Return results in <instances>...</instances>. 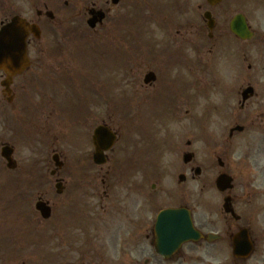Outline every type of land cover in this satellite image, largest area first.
<instances>
[{"label": "flooded vegetation", "instance_id": "1", "mask_svg": "<svg viewBox=\"0 0 264 264\" xmlns=\"http://www.w3.org/2000/svg\"><path fill=\"white\" fill-rule=\"evenodd\" d=\"M149 1L151 4L148 3ZM139 4L140 9L146 14V19L140 22L145 49L137 60L130 56L126 67H123V73L126 76L134 75L135 81L131 85L145 89L139 93L133 88L130 93L131 100H134L132 119H137L139 122L145 118L144 104L148 106L149 118L153 113V118H163V120L168 118L176 121L182 118L179 114L181 100H186L187 95H195L200 70H208V64L199 61L202 53L200 48L208 53H212L215 47L225 50L224 57L230 69V82L226 83L225 87L233 103L230 112L233 131L230 134L229 143L232 146V178L236 192L232 195V190L225 191L222 195L230 194L233 205L236 201L239 211V218L236 221L240 228H246L248 231L253 252L256 254L260 250L257 248L259 243H264V84L261 85L257 81L258 77L264 76V0H221L213 4L208 0H160V5L157 7L155 1L139 0ZM42 5L44 10L54 6L52 0L43 1ZM92 6L96 4L92 3ZM161 8L166 10L163 14H158L160 10L157 11V9ZM147 9L154 17L147 16ZM110 10L111 7L107 6L105 19ZM178 12L183 13L185 18L179 19ZM205 13L209 15V18L204 16ZM36 14L37 25L41 32L40 26L44 21L41 10H37ZM157 14L158 18L155 17ZM236 15L244 19L246 27L252 33L247 40L235 36L229 29L230 21ZM7 20L8 18H2L0 26ZM106 24L107 22L103 21L100 24L101 28ZM150 24L153 25L151 29H149ZM27 38L29 50L34 37L29 35ZM248 44L259 47L257 58L251 57L252 51L247 48ZM233 45L240 50L237 59H233L231 54L230 49ZM32 62L34 61L30 60V65L24 72L10 79L6 71L0 70V100L13 101L17 98L21 86L16 80L18 77L28 72H31L30 80L37 77V70L32 69L35 62ZM233 65L236 68L232 70ZM52 69L54 77L57 78L62 69L59 64ZM65 69L67 68L64 67ZM136 70H142L143 77L149 75L147 83H143L142 80V83L138 81L136 84ZM249 86L253 87V93L242 100V91ZM82 92L76 95V102H72L70 109L78 110L85 106L83 104L85 101H89V89L82 88ZM137 93L141 96L140 100L136 96ZM97 105L93 106L96 107V112L92 107L85 109L87 111L84 110L85 119L78 123L75 136L86 144H84L85 154L78 161H84L88 165L85 176H89L93 184L70 186L65 176L60 175V171H55L53 176L62 186V193L56 195L57 197H51L46 191L37 196L38 200H44L46 203L49 210L48 218L39 221L37 219L40 218L39 213L32 211L34 222L31 221L30 226L33 227L34 232L31 241L38 244L37 249L40 244H49L50 252L42 253L39 248L38 254L48 255L57 264H89L90 250L87 242L90 239L102 238L104 233L106 236L126 235L128 239L125 245L136 252V236H143L148 245L151 244L150 233L153 231L155 216L160 209L183 206L192 212L189 201L179 202L171 197L166 199L167 204L148 192L145 164L139 151L134 150L138 154H133L132 160L127 158L130 152L128 148L138 146L137 141H134L133 147L125 140L124 128L128 117H118L109 121L102 115L96 116L102 111V103ZM103 105L105 107L106 103ZM120 113L121 111H118V114ZM106 115H110L108 111ZM150 121L152 123V118ZM131 123L134 126L135 122L131 121ZM97 126L106 127L116 136L113 147L104 151L103 165H97L93 161L95 146L92 136ZM138 126L136 124L134 127L138 128ZM60 128H57L55 132L56 141L60 140ZM140 132L139 129L136 133L140 134ZM178 132L182 135L181 131ZM163 143H168V137L163 139ZM116 148H118L117 151ZM120 155L125 160L120 159ZM59 156L63 158V165L65 157L62 153ZM117 159L121 162L120 164H117ZM193 159L197 161V158L193 157ZM193 161L179 165L185 172H183V181L179 184L188 191L194 179L191 166ZM226 166L227 164L223 163L224 172L229 174ZM157 186L156 183L150 184V191L157 190ZM73 197L76 199L71 201ZM193 215L194 212H192ZM222 221L224 241L228 240L230 244L232 235L230 215L223 213ZM43 222L45 225H42L39 232L37 226ZM253 226H255L256 234ZM198 245L205 249L209 243L203 240ZM139 249L144 250L146 247L140 246ZM194 252L195 244L186 243L164 264H196L197 255ZM136 262L135 260L134 264Z\"/></svg>", "mask_w": 264, "mask_h": 264}, {"label": "rangeland", "instance_id": "2", "mask_svg": "<svg viewBox=\"0 0 264 264\" xmlns=\"http://www.w3.org/2000/svg\"><path fill=\"white\" fill-rule=\"evenodd\" d=\"M7 1V3H6ZM5 3H0V19L4 16H11V14L17 12V14L21 16H25L28 18H35L34 10L36 8H41L40 5L42 0H6ZM50 1V0H49ZM66 1V4H64ZM107 0H54L52 4L54 5L53 12L55 15L53 22H46L42 27L43 38L38 42L32 44V49H35V56L37 65L36 70H38V77L46 78L51 71V67L56 66L57 64L60 67L65 66L67 68V74L69 73L73 79H77V89L86 88V87H100L105 86L106 84L116 83L119 87L121 85L123 87H130L131 89L137 90V92L141 93L144 88L139 86H132L131 83L135 81L134 75L131 76H121L123 72V66H120L118 70L115 68V59L117 57L122 56L126 53V49L120 46V51L118 49V38L116 36L110 37V34L103 36L105 32H107L108 28L113 29L115 27L117 29L118 22L119 31L118 33H122L124 30V25H139L141 21L146 19V14L144 11L140 9L139 0H120L117 5L111 6L112 9L109 11V15L107 16V27L101 31V36H98L96 40H102V43L98 44L100 48V60L107 59L109 54L114 53L113 57L108 61H105L103 64H99V68L91 62L92 58H95V46L93 42L95 41V32L93 34L90 30H86L85 25V17L83 13L86 10V7L90 6L91 3L98 2L101 7H105ZM109 1V0H108ZM155 1L156 7L160 5V0H152ZM148 3L151 4L149 1ZM110 2L108 3V5ZM135 7L133 12L131 11ZM146 6V5H145ZM140 9V11H139ZM126 10L125 17L128 16L129 11H131L132 16L134 12L139 11L140 17H130L124 23L125 17L122 14V11ZM149 11V10H148ZM163 9H160L158 14H163ZM148 13V12H147ZM158 14L155 15L158 18ZM176 15V13H174ZM178 12V18H185L183 13L180 14ZM153 15L150 11L148 13V17ZM164 19V17L161 15ZM149 19V18H148ZM124 20V21H123ZM153 27L150 24L149 29ZM53 31L56 30V35L54 33H50L49 29ZM98 30V29H97ZM138 33L141 32L137 29ZM106 34V33H105ZM200 44V43H199ZM115 47V48H114ZM200 48V46H199ZM247 48L251 49L252 54L251 57L254 59L258 56L259 47L247 45ZM202 51L199 61L201 63L208 64V70L202 71L200 70L199 79L196 81V93L194 96H188L186 100H181L180 106V116L176 121L171 119L163 118H152V133H148L147 131L142 130V138L141 135L136 133V128L132 130H128L127 125L126 128L128 131L125 132V136H129L130 139L136 138L138 142V149L142 151V156H144L145 161L147 162L148 169L147 173L150 175V182L159 183L156 193H158L162 198H165V192H173L175 198L180 200V198L191 201V205L193 206L197 221L201 224L203 223L204 227L207 230H220L222 227V223L217 221L216 215L219 214V209L222 203V200L219 198V193L214 189V178L216 174L221 171V168L217 166L216 159L212 158L214 154L222 155L221 157L225 160H229L227 164V168L233 173L232 161L233 157L231 155V146L224 144V142L228 139V129L231 124L230 120V108L232 107L231 97L229 93L226 92L225 82L221 79L216 72L217 62L224 57V52L222 48L217 49L214 48L212 53H208L206 50ZM231 54L233 59H237V56L240 52L239 48L235 45L231 46ZM134 54V53H133ZM136 55H134L135 57ZM128 56H124L126 59ZM137 60V59H136ZM99 61V60H98ZM57 63V64H56ZM91 63V64H90ZM121 63H126L123 60ZM136 63V62H134ZM90 65V67H89ZM236 65V63H235ZM233 65L232 70L236 68ZM238 67V66H237ZM77 68L79 69L78 74H76ZM237 70V69H236ZM235 70V71H236ZM63 72V71H62ZM99 74L102 75L103 80H99L97 76ZM29 75V73H28ZM135 76L138 81H142V70H136ZM49 78V76L47 77ZM23 78L20 77L18 81L22 84L21 81ZM116 79V81H115ZM123 79V81H122ZM140 79V80H139ZM38 83L35 84V91L41 92V102L48 103V98L51 96V87L52 84L48 79H40ZM61 79L58 78V82ZM99 81H101L99 83ZM257 81L260 82L261 85L264 84V76L258 77ZM234 83L236 80L234 79ZM114 84H112L113 86ZM190 89V88H188ZM82 94V92H80ZM136 96L140 100V95L137 93ZM140 96V97H139ZM1 101V100H0ZM7 107V103L5 101L0 102V113L3 114V110ZM48 107V108H47ZM50 105L47 104L45 108L42 107V113L39 114V120L44 125V129H46L45 133L49 134L48 130L51 129V133H54L55 122L54 115L51 110H49ZM47 108V110H46ZM102 111L100 115L107 120L114 119V115L110 114L111 117L108 118L106 115L107 109L101 108ZM64 113L66 111L60 107ZM114 110V109H113ZM187 110V112H186ZM161 111V110H160ZM25 113V111H23ZM21 112V113H23ZM51 112L52 115L49 113ZM153 112V111H152ZM186 112V114H185ZM23 113V115H25ZM49 113V114H48ZM0 114V143L8 142L11 146L15 148V156L17 162V168L15 170H9L5 166L4 160L0 157V264H37L40 260L44 263V260L49 262H54L53 260L48 259H39L34 260L33 255V244L31 245L27 239L28 235L24 233V242L20 239H17V234L21 236L22 232L26 230L24 227H17V217L23 215V212L26 210L31 211V207L34 206L36 196L39 191L43 190L44 187L41 180H43L47 187H53L52 181L50 182V177L46 175L47 169L51 167L50 161V152L51 149L55 146L48 143V139L46 143L42 142H33L31 140L30 135H26L19 130V127L16 128V132L13 127V119L11 118H2ZM4 115V114H3ZM68 117L69 114L67 113ZM7 116V114H5ZM210 117L208 121L204 122V124H197V119ZM144 117H148V109L144 112ZM198 117V118H197ZM60 118V117H59ZM196 119V120H195ZM71 120V119H69ZM205 120V119H204ZM57 122V120H55ZM111 121V120H110ZM129 121V120H128ZM137 119H133V122H136ZM64 123H68L64 121ZM128 123L131 124V121ZM142 123V122H141ZM140 122L138 124H141ZM64 125V124H63ZM72 124L68 126L70 128ZM129 126V125H128ZM145 127V125H144ZM130 128V126H129ZM168 131V136L175 134L177 131H181L182 138L190 139L191 144L188 147V150H191L196 153L197 161L195 165H198L203 169V173H201L200 177L194 178L192 184L187 189H184V186H178L176 183V171L178 169H173L169 167V164L174 160L176 161L178 156H180V152L178 150H172L170 148H178L180 146V139H175V145L171 144V140L168 143H163V135L167 134L165 131ZM38 130L40 128L38 127ZM24 131V129H23ZM25 132V131H24ZM136 133V134H135ZM28 134V133H27ZM39 134H42L40 132ZM44 135V134H43ZM135 141V140H133ZM187 141V140H186ZM185 141V142H186ZM85 142L77 143L80 148L78 149V153L76 154L75 145L68 144L64 147L67 155V160L63 171H65V175H67L68 182L70 185H74V183L79 184V182H85L86 168L88 165L84 161H78L82 158L83 154H85L86 147L84 146ZM129 144H132L129 142ZM171 144V145H170ZM44 145L46 147H44ZM86 145V144H85ZM185 145V144H184ZM224 148V149H223ZM118 148H116V151ZM223 150V151H222ZM132 152V150H129ZM115 154V153H114ZM79 156V159H78ZM122 156L120 155V159ZM117 164H120V161L117 159ZM152 166L156 167V169L166 170L161 176H157V178H153L151 171L153 169ZM167 168V169H165ZM178 168V167H176ZM178 173V172H177ZM41 174V175H40ZM175 175V179L173 177ZM41 176V177H40ZM89 178H87L88 180ZM85 184V183H84ZM86 184H93L92 180L86 181ZM175 186V187H174ZM51 190V188H49ZM17 215V216H16ZM25 216L27 214H24ZM22 217V216H21ZM119 217V216H118ZM21 219V218H20ZM209 220H213V224L209 223ZM196 221V222H197ZM206 224V225H205ZM233 227V226H232ZM255 231V226H253ZM19 230V232H18ZM21 230V231H20ZM256 234V231L254 232ZM115 238L109 239L108 242L114 241ZM106 239L103 242H107ZM23 242V246L19 251V244ZM220 247V245H215V257L204 256L203 260L207 258L208 262L215 263L217 262H225L229 260V252L226 249V254H220L216 250ZM260 250L257 251L254 256H252L250 263L251 264H264V243L260 242L258 247ZM109 254L111 259L115 261L114 264L117 263V254L110 248ZM210 252V251H209ZM143 253H146L145 251ZM150 257L148 251L145 254ZM203 257V256H202ZM155 261L151 264H159V261L156 257H154ZM234 263L239 262L238 259H233ZM56 263V262H55ZM54 263V264H55ZM204 264V263H202Z\"/></svg>", "mask_w": 264, "mask_h": 264}, {"label": "water", "instance_id": "3", "mask_svg": "<svg viewBox=\"0 0 264 264\" xmlns=\"http://www.w3.org/2000/svg\"><path fill=\"white\" fill-rule=\"evenodd\" d=\"M92 22L93 21H90V25H93ZM25 26L26 23L16 17L12 19L10 24L2 27L0 32V63L4 59L7 60V62H10L11 65L8 66L9 70L14 68L17 69L20 60L23 61L25 51ZM4 157L9 160L8 166L12 167L13 163L10 162L9 157ZM189 157V155L185 156V159H187L186 161H188ZM227 182H229V180L222 176L218 180L217 187L222 190ZM160 214L156 227V251L160 254L161 252L164 253L165 251H172L177 248L183 240L192 238L196 240V238H198V233L195 232L192 223L189 221L188 215L183 211L170 210ZM170 216H172L173 219L165 222V219ZM182 219H184V221ZM215 237L216 235H209L208 239H214ZM233 242L235 255H246L247 252L244 254V251H242L243 249H246L247 245H249L246 235L243 233L236 234L233 238ZM249 249L250 246L248 247V250Z\"/></svg>", "mask_w": 264, "mask_h": 264}, {"label": "clouds", "instance_id": "4", "mask_svg": "<svg viewBox=\"0 0 264 264\" xmlns=\"http://www.w3.org/2000/svg\"><path fill=\"white\" fill-rule=\"evenodd\" d=\"M216 72L217 75L224 80L225 83L230 82L229 76H230V69L228 67V61L226 58H221L216 65Z\"/></svg>", "mask_w": 264, "mask_h": 264}]
</instances>
